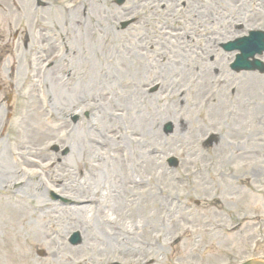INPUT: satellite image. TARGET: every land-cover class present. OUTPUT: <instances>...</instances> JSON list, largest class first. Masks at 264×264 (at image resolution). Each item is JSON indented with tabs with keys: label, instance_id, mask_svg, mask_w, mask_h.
<instances>
[{
	"label": "rangeland",
	"instance_id": "obj_1",
	"mask_svg": "<svg viewBox=\"0 0 264 264\" xmlns=\"http://www.w3.org/2000/svg\"><path fill=\"white\" fill-rule=\"evenodd\" d=\"M134 1L135 0H127L125 4H131ZM172 1L173 0H170L167 4L162 3L159 9L153 12L154 15L151 17L154 20L150 23L151 25L182 26L186 24L187 26H191L192 23H200V21H204L203 18H205L207 19V29H210V27L214 25V21L219 19V23L223 22L226 19V14L233 8L232 5L239 0H218L217 3L220 5V10H218V8H216L217 11H214V8H211L212 11L207 9L208 13L205 12L202 19H200L201 17L197 13L196 16H178L179 14L174 11L175 8L171 6ZM157 2L158 0H148L141 5V9L147 11L150 5H157ZM76 3L78 5L77 8L81 7L78 10L79 14L82 10L85 12V17L80 18L78 16L77 20L83 18L86 27L82 28L84 27L82 25V29L77 33L75 41H72L73 45L76 42L77 48L78 43L79 45L81 41L84 43V33H82L84 30L89 31L90 34H92L91 38L95 39V41L102 35H106L105 37L108 40L103 43L104 46L101 43H98L97 46L95 45L98 54L94 57L95 63L93 64L94 68L92 71L93 81L91 83H89V81L84 83L83 78L81 79L79 76V63L83 64V62L82 60L78 61V59L74 61V59H76L77 56L81 57L80 51L69 47L70 53L75 51L73 54L74 56L67 61H63L62 65H57L59 66L58 73L60 76L57 78L56 85L60 87L62 82L65 83L62 85L67 97L65 99L68 100V98H72L66 102V106L61 107L60 103H58V105L55 104V107L54 104L51 106L46 95L47 89L50 88H47V84L42 81L35 82L34 93L32 91L29 95L27 93H23L19 96L15 95V101L17 100V104L15 105L18 107V111L20 109V111L29 110L28 113L35 112L34 115L32 114V117L27 115L29 118L25 121L29 123V126L27 124V128L19 130L15 142L10 143L13 148L22 149L23 145H31L44 149L52 142L59 146L67 145V147L70 148L67 157H61L59 154H51L49 159H42L43 163L39 161L38 167L36 168L28 165L31 166L32 169L31 171L26 170L25 173L27 175L36 176L33 180L34 186L31 188H23V191L19 194L27 196L34 205H42L45 202L49 203L47 195L48 190L62 193L59 188L53 186L52 182L56 177H61L62 173L63 175L68 173L58 165L55 159L64 158L65 162L75 168L76 164L78 165L80 163L79 149L81 146L79 143L81 138L80 131L82 128L83 131L90 130V132L88 131L90 136L95 138L98 137V135H102L101 131L104 129V131L111 132L109 137H105L109 139L113 136V130L116 128H123L118 126L121 125L120 122H122V120H114V118H118L119 116L124 117L125 114H128L126 109L130 108L131 116L133 112L135 113L133 118L136 115H143V117L147 119V124H152L154 126V131H151L152 135L150 134V130L140 133L141 136L144 137V145L142 146L144 154H147L148 149L153 151L156 149L161 153L157 157L160 158L161 161L162 158L170 154H174L181 161V165L177 171H169L164 166L163 169L161 168L159 164L160 160L158 162L156 161V164L154 161L145 160L144 173L146 175H150L152 171L162 170L156 183L151 184L154 191L157 192L158 187L159 190L169 194V197L172 198L171 200H168L169 197L166 199L160 198L158 199V205L151 202H144L137 208V210L143 211V219L149 223V225L144 226L143 233L139 235L140 238L147 240L149 235L153 233V228H159V234L162 235V239L159 241L160 243L158 246L161 247V251L159 247L156 251L160 252V257H162L161 264H189L190 261L195 262V264H234L240 262L242 259H248V256H251V251H253V256H258L260 254L263 257L264 189L253 186L252 182L250 183L249 179L246 178L248 175L242 176L239 165L229 167L228 164L230 162L236 163L237 157L233 158V160H229L231 153L235 150V147L241 149L245 146L247 141L246 147L257 149L258 158L257 162H255L256 169L261 171V173L264 172V159H262L261 156L264 153V77H258L260 79L251 81L252 84H254L253 89H243L242 86L245 84H240L239 90L236 93L229 92L226 88L225 91L219 94L217 93L211 99L209 93L207 94V107L203 108L205 110L202 108L198 110L197 108L202 95L197 93V84L192 83L193 73L184 76V79L173 75L169 77V80L165 84L162 83L163 91L155 93L156 96L148 95L146 103L142 97L143 93L141 95L139 94L140 96L137 93L142 91L141 88L138 87L135 82H130V79L139 78L141 80L139 70L141 69V74H143L142 69L146 68V60L150 58V55L144 56L140 64L138 63L139 59L135 57H130L129 59V53H125L124 47L126 45L129 46L127 43L131 41V39L127 40L126 32H119L117 29L119 22L128 18V11H126L125 8L117 9L116 6L113 8L109 7L110 2L108 0H78ZM62 6H64V4H62ZM49 7L56 16V21L53 22L56 23V26L62 25V18L59 17L61 15L58 10L59 6L49 1ZM26 9L27 8L23 11L25 12V18H28V13L25 11ZM2 19L4 20L1 21ZM68 20L70 21L71 19ZM16 21L20 24L24 22L22 17H19L12 11V8L6 6V8L2 10L0 16V40L4 41L3 45L0 42V85L2 83H7L6 77L11 72V62L16 59L12 53L14 48L13 42H11L14 33L13 26ZM68 23L70 22H67L66 26H68ZM72 26H74V24H72ZM92 28L94 29L93 33H91ZM8 30L9 32H7ZM72 36L75 37V33H72ZM141 36V32L134 35V37L138 38ZM37 37L38 34H35L32 47L39 46L40 39ZM91 41L92 40L89 39L87 44H90ZM148 41L151 42L150 39ZM73 45L71 46L73 47ZM130 46L132 47L133 45L131 44ZM114 49L115 52H119L118 58H113L111 55V53H114ZM124 62L126 65L129 64V66L124 67ZM158 64L162 68L165 66L162 63ZM86 66L88 67V65ZM117 66L119 70H117ZM130 66L135 68L137 72L135 76H132L133 70ZM155 66H157L156 61L153 60V68H148L149 72L146 77L147 84L157 85V83H154L157 72ZM37 67H41V65H37ZM214 67L215 66H209V68H207L208 79H213L212 74ZM113 68H115V70ZM21 69L22 66L20 67V70ZM24 69H26V66H24ZM120 83L123 84L122 89H119ZM210 84L211 81L207 84V88L201 91V94L204 93L205 90L207 93L211 91ZM143 85L144 83H142V86ZM62 88H60V91L52 89V93L56 95L60 94ZM171 88H175V90L172 92ZM116 92H123L126 99L124 101H120V99L116 100L114 98ZM188 93L191 95V99ZM76 94H80V96ZM90 95L93 97L92 100H94L91 109L95 108V111L91 113L89 119L82 117L79 118L80 121L78 120L76 124L69 123L67 121L68 118H71L74 114L65 112L64 109L68 110L69 105L76 106L75 102L78 97H81V102L84 101L86 104H89L91 100ZM192 96H194V98H192ZM130 100H132L133 103L127 106ZM95 105L97 106L95 107ZM50 106L52 110L49 109ZM96 111L106 113V117H104L103 114L98 118L95 115L97 113ZM234 111L238 112L236 124H234L233 119L232 121L230 119ZM253 111L256 113L255 117L258 124L254 129L253 135L247 138L243 136V134L247 132L243 130V125L246 121V113L251 114ZM92 115H94V119ZM128 116L124 120L125 123L128 122ZM203 116L207 121L203 119ZM253 116L254 115L251 114L248 118ZM57 117L65 121L67 129L61 128V125H57L62 122V120L58 123H54ZM139 120L138 118V121ZM167 121L173 122L176 127L177 125L178 127L172 135L164 136L161 132V127L162 124ZM88 123L89 126L93 127L89 129L85 128ZM124 126L127 127V124ZM21 127H23L22 124ZM30 128L34 138L33 141L28 140L30 143H25L22 135L24 132L29 133L30 131H27V129ZM96 130H99L101 133L97 134ZM206 131L207 133H218L220 135L219 142L216 146L207 150V153H204L205 155L198 160L192 159L191 157H194L195 153L190 150V147L195 144L198 138ZM11 133L5 137L9 138ZM2 137L1 135L0 145L6 142ZM101 138L102 136L100 139ZM108 141L109 143L106 144L112 148V141ZM71 148L74 152L71 151ZM241 157L242 156H239V160L237 161H246L249 159V157ZM88 160H90V158H88ZM12 162L11 158L9 168L19 170V164L16 163L13 165ZM206 163L207 169L205 168ZM115 166L113 161H108L106 169L103 168V172L116 175L117 170ZM224 169L231 170L232 175H227ZM128 171L130 173V168ZM189 171H195L196 174L190 178H185V174ZM26 178H28V176L21 175L19 177L20 181H17L24 183L26 182ZM66 179L68 178L66 177ZM70 180L73 182L74 177L71 176ZM93 183L94 182H90L87 188L82 185L76 187L72 186V194L77 196H97V190L101 186L100 183ZM0 184H3L2 181ZM3 186L5 187L7 185L4 184ZM34 187L38 189V196L36 195ZM72 189L69 188L70 191H72ZM151 200L156 199L152 198ZM105 202L107 201L105 200ZM195 203H198V206L194 205ZM10 205L12 204H5L4 207L0 203V264H71V258L83 255L89 257L90 264H106L118 260V257L122 255L112 247L102 252L87 248L83 252L69 254V250L66 251L64 247H58L49 242H46L47 245H29L25 243V241L32 234L45 231V225H49V219L50 221L52 219L55 220L54 216L52 213L45 211H32L33 213H29L32 222L24 223L21 221L16 223L11 219V215L9 214V212L12 211ZM23 211L26 212L27 210L24 209ZM42 212L46 213L45 218L42 217ZM54 213L56 218H63L54 221L55 225L59 226L60 230L68 229L69 226L62 227L61 222H63L64 219H69V217L62 215L60 208H56ZM256 215H259V217H254ZM134 216L135 213H130L129 220H135ZM206 222L210 224L209 226L221 223L226 225L227 228L224 232H207L206 236L201 232ZM169 225L172 227H169ZM234 225L238 226V228L229 231V228ZM73 231L80 230L75 229ZM166 231L169 236L164 235ZM200 233H202V244L205 242L207 244V256L206 253H202L198 249V246L196 247L192 244V239ZM177 234L183 235L181 241L168 247L166 243L173 235ZM257 239L260 241L258 245V247L260 246L259 251L254 250L257 246L253 245V241ZM39 250L46 253L45 258L36 256ZM144 252V249L139 253H132L129 251L128 256L130 259L126 262L140 264L141 260L144 259Z\"/></svg>",
	"mask_w": 264,
	"mask_h": 264
},
{
	"label": "bare ground",
	"instance_id": "obj_2",
	"mask_svg": "<svg viewBox=\"0 0 264 264\" xmlns=\"http://www.w3.org/2000/svg\"><path fill=\"white\" fill-rule=\"evenodd\" d=\"M84 37H87L90 39V33H87V31L85 30V34H83ZM127 143H131V141H128ZM118 157H120L122 159V162H124L125 158L123 156V153L120 152V156L118 155ZM96 167L93 166V169H95ZM121 176H118L116 178V188H115V191L113 193V195L111 194L110 197L114 198L115 200V205L117 208H122L127 197H128V194H131V193H139L141 191H144L145 189L148 190L147 187H142V180H136V179H133V178H128V182H127V185L124 184V182L120 179ZM95 178L97 179V181L101 182L103 179H104V175L103 174H98L97 176H95ZM123 179H124V176H123ZM125 180V179H124ZM126 181V180H125ZM122 193V196H120V194ZM137 197V195H133L132 194V197H130L131 199V202L133 205H136L137 203V206L144 203V202H140L139 199H136L134 203L133 202V198ZM144 197L147 198V202L150 201L151 203H153V201L151 200L152 198L150 197V193L147 191L146 193H144ZM86 203V202H85ZM78 204L76 207L73 208L72 211H75L73 214L74 215H77V214H87V215H90L92 214L93 210L96 209V207L92 206L91 204L87 203V204ZM99 214H103L100 210L97 211ZM14 213H16V211H14ZM136 213H140V210H136ZM17 214L19 215V218L23 219L24 216L22 215L23 212H17ZM112 218V217H111ZM109 218L107 219V222L106 224H112L114 222V220H117L115 217L114 218ZM114 219V220H113ZM79 220V218H77V221ZM93 220V217H89L88 218V221L91 222ZM94 222H96V220H94ZM103 224V223H102ZM96 226H99V224H95ZM46 241V237L42 234H37V235H33V236H30L28 241L35 243V242H38V243H41L43 241Z\"/></svg>",
	"mask_w": 264,
	"mask_h": 264
}]
</instances>
